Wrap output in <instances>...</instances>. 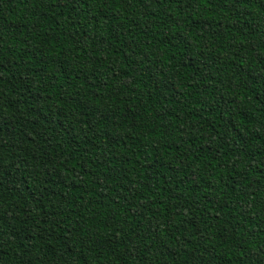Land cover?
<instances>
[{
	"label": "trees",
	"instance_id": "obj_1",
	"mask_svg": "<svg viewBox=\"0 0 264 264\" xmlns=\"http://www.w3.org/2000/svg\"><path fill=\"white\" fill-rule=\"evenodd\" d=\"M0 264H264V0H0Z\"/></svg>",
	"mask_w": 264,
	"mask_h": 264
}]
</instances>
